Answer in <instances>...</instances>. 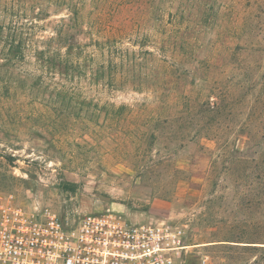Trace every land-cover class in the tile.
<instances>
[{
  "label": "rangeland",
  "instance_id": "1",
  "mask_svg": "<svg viewBox=\"0 0 264 264\" xmlns=\"http://www.w3.org/2000/svg\"><path fill=\"white\" fill-rule=\"evenodd\" d=\"M153 1L136 0L134 9L148 36ZM170 12L199 20L197 51H169L166 85L154 83L161 92L124 77L117 89L88 80L75 87L94 104L135 109L168 95L177 118L171 126H63L73 111L66 114L59 89L72 82L31 56L1 63L0 196L69 219L111 210L132 221L184 225L190 247L181 264H264V0H174ZM38 13L36 6L26 18ZM66 14L53 12L26 31L42 42ZM123 48L141 50L128 42ZM143 49L155 56L147 72L161 55L150 43ZM185 91L193 107L202 104L195 111H181ZM98 115L93 122L102 125L105 113Z\"/></svg>",
  "mask_w": 264,
  "mask_h": 264
},
{
  "label": "trees",
  "instance_id": "2",
  "mask_svg": "<svg viewBox=\"0 0 264 264\" xmlns=\"http://www.w3.org/2000/svg\"><path fill=\"white\" fill-rule=\"evenodd\" d=\"M173 2L174 0L153 1L156 12L152 27L154 34L148 36L141 32L146 23L144 17L140 19L134 15L136 0H0V66H3L1 63L23 64L31 56L45 72L50 71V74L63 81L72 82V90L64 84L59 89L58 95L62 100V107L66 106V114L73 111L62 118L63 126H91L93 123L95 126H171L177 118L174 115L176 113L172 112L168 95L160 97L162 101L159 105L149 102L136 110L128 106L115 107L110 103L94 104L80 90H76L79 88L75 85L81 80H88L90 84H106L117 89L124 83L121 81L122 77L126 79V83H134L137 78L141 89H151L153 86L152 89L161 92L160 88H155L154 83L166 85L164 82L171 67L168 63L169 51L180 46L188 57L195 55L197 51L198 31L193 27L198 28L199 20L173 15L170 12ZM36 6L38 16L33 20L26 18ZM89 6L91 9L88 12ZM62 10L67 12V21L64 19L60 26L52 27L54 36L39 42L35 35L26 31L36 28L35 22L50 18L51 13ZM86 14L89 16L87 21ZM165 15L169 16L168 19ZM174 22H179L180 27ZM169 26L175 28L168 32ZM84 33L89 36L88 43L80 40ZM125 42L138 46L141 50L124 49ZM58 43L61 46H52ZM149 43L158 48L161 57L146 72L149 61L155 60L152 52L143 49ZM171 57L180 59L176 52H172ZM157 70L162 74L161 78L155 77ZM183 93L184 97L180 101H184L186 108L181 111H195L202 105L199 102L193 107L191 96L186 91ZM66 100L68 105L63 102ZM101 113H105L102 125L93 122ZM181 121L184 120L181 118ZM190 121L192 120L189 123Z\"/></svg>",
  "mask_w": 264,
  "mask_h": 264
},
{
  "label": "built area",
  "instance_id": "3",
  "mask_svg": "<svg viewBox=\"0 0 264 264\" xmlns=\"http://www.w3.org/2000/svg\"><path fill=\"white\" fill-rule=\"evenodd\" d=\"M186 226L132 221L111 210L64 218L0 196V264H181Z\"/></svg>",
  "mask_w": 264,
  "mask_h": 264
}]
</instances>
